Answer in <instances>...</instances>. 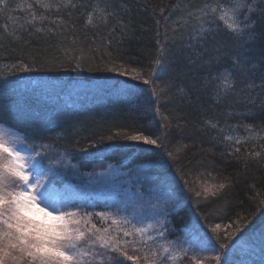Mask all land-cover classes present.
I'll use <instances>...</instances> for the list:
<instances>
[{
	"label": "snow or ice",
	"instance_id": "1",
	"mask_svg": "<svg viewBox=\"0 0 264 264\" xmlns=\"http://www.w3.org/2000/svg\"><path fill=\"white\" fill-rule=\"evenodd\" d=\"M10 5L11 0H0V18L10 22L0 25V58L11 59L9 52L15 53L11 67L16 72L60 69L81 72L85 65L87 71H93L97 69L90 63L96 59L92 53L102 52L100 59L108 58L107 71L138 81L134 87L143 91L136 95L147 93L150 113L159 123L160 134L140 131L122 134L118 130L102 136L89 147L104 139L120 138L138 142L140 147L149 146L145 151L166 157L164 162L174 169L173 175L182 184L176 196L172 192L153 194L157 202L153 205L156 215L166 217L186 199L199 207L201 201L219 198L235 183L231 177L212 184L189 183L183 169L176 167L187 145L178 144L171 151L168 144L171 130L175 128L177 134H182L189 122L182 113L172 115L173 111L179 113L185 105L200 113L211 110L215 118H203L201 130L216 131L223 137L225 154L237 160L242 155L240 145L264 140V0H200L199 3L177 0L175 4L160 7L158 13L153 8L151 15L154 18L159 15L160 19L155 20V49L147 71L130 67L109 51L115 48L119 52L134 31L131 21L125 23L124 20L131 12L127 0L123 4L116 0L87 3L34 0L15 7ZM140 7L148 11L143 0ZM77 8L85 10V28L104 29L99 44L95 37L91 40L88 55L79 43L76 25L72 22ZM17 9H23L28 15H13ZM177 9L182 14L169 28L167 20ZM161 19L165 22L163 31ZM34 39L50 42L55 50L63 52V57L36 55L32 51ZM169 105L175 107L169 108ZM233 118L236 124L229 123ZM248 119L258 123H246ZM240 127L247 136L223 135L226 130L234 132ZM48 148L44 144L38 147L29 144L27 139L0 128V264H141L142 261L143 264H179L189 253H192L189 264H206V261L232 264L225 258V250L232 247L249 223L247 216L237 214L223 236L221 224L209 226L204 216L203 235L201 228H194L190 240L181 237L167 240L172 229L166 219L158 220L156 225L137 226L126 216L88 212L75 206L69 191L56 184L61 169L67 167L68 154L60 153L61 158L50 159V151L45 150ZM244 152L245 167L251 161H264V144H254L251 150ZM45 159H48L47 171L42 167ZM251 199L258 200L257 207L264 208V197L257 194ZM35 213H41L43 218H37ZM95 217L111 220V223L97 227L93 223ZM206 244L216 251L215 256L199 255L207 250ZM130 250L136 254L130 255Z\"/></svg>",
	"mask_w": 264,
	"mask_h": 264
},
{
	"label": "trees",
	"instance_id": "2",
	"mask_svg": "<svg viewBox=\"0 0 264 264\" xmlns=\"http://www.w3.org/2000/svg\"><path fill=\"white\" fill-rule=\"evenodd\" d=\"M32 2L34 0H11L10 6ZM116 2L123 4L126 0ZM141 2L142 0H127L131 12L124 16V20L125 23L131 21L134 31L131 38L125 39L119 52L115 48H110L109 51L114 58L119 56L120 60L130 67L147 71L155 49V20L160 19L159 15L154 18L151 10L155 8L158 13L160 7L175 4L177 0H143L148 6L147 12L140 7ZM193 2L199 3L200 0ZM84 11L82 8L75 9L72 22L76 25L75 32L79 43L83 44L85 54L88 55L91 40L95 37L99 44L104 29L85 28ZM165 14L167 15V9ZM181 14L179 9L175 10L167 20V26L171 28ZM13 15L25 17L28 13L17 9ZM6 22L10 23L0 18V25ZM164 25L165 22L161 19V31ZM32 51L38 56L64 55L50 46V42H38L35 39L32 41ZM92 54L96 59L90 63L97 70L87 71L85 65V70L81 72L64 69L52 72H16L11 67L15 53L9 52L11 59L0 58V125L27 139L29 144L37 147L41 144L48 145L49 148L45 150L50 151V159L61 158L60 153L68 154L65 161L67 167L56 177V184L58 188L67 189L75 206L85 211L115 213L138 224L136 218H130L131 206L149 204L140 209L144 216L152 215L153 212L156 218L169 222L168 227L172 229V234L167 235V240H175L177 237L190 240L194 228H201L203 235L204 216L207 217L206 223L209 226L221 224V236L226 229L230 230L231 222L236 220L237 214L241 217L247 216L249 223L238 234L239 238L235 239L232 247L225 250V258L231 260L232 264H246L249 259V264H256L257 259L264 256V252L255 258L250 248L264 237V208L257 207L258 200L254 202L251 198L257 194L264 197V161H251L245 167L244 150H251L254 144H264V140L240 145L242 155L237 160L236 157L225 154L222 136L214 130H201L203 126L200 121L203 118H215L211 110L200 113L185 105L180 108L179 113L173 111L172 115L182 113L189 122L187 130L182 134H177L173 128L168 141L171 151H174V146L178 144L187 145L180 154L176 167L183 169L189 183L212 184L225 177H231L235 183L224 195L209 198L206 202L201 201L199 207L190 199H186L166 217L158 216L153 209V205L157 203L153 194L172 192L176 196L182 184L173 175L174 169L164 162L166 157L145 151L149 146L140 147L137 146L138 142L120 138L104 139L102 143L89 147L94 141H100L102 136L107 137L118 130L122 134L140 131L149 135H158L161 131L157 119L150 113L151 105L148 103L147 93L136 95L143 91L134 87L139 82L107 71V56L102 60V52ZM10 72L16 74L9 75ZM161 110L164 112L163 107ZM193 121L196 124H193ZM176 122L174 120L173 124ZM220 123L223 125V117L220 118ZM229 123L236 124L237 120L233 118ZM246 123L258 121L248 119ZM223 135L245 137L248 133L240 127L234 132L226 130ZM256 150L259 151L260 148L257 147ZM157 160L161 163H157ZM43 165H48V159L43 161ZM101 171L109 173L105 188L96 186L91 189L90 183L98 177L94 174ZM253 185L255 187H252ZM37 218H43V215ZM93 223L97 227H105L111 220L102 221L95 217ZM205 247L207 250L199 255L217 254L209 245L206 244ZM129 254L136 253L130 250ZM191 255L192 253H189L188 257L182 258L179 264H188ZM212 263L214 264V261Z\"/></svg>",
	"mask_w": 264,
	"mask_h": 264
},
{
	"label": "rangeland",
	"instance_id": "3",
	"mask_svg": "<svg viewBox=\"0 0 264 264\" xmlns=\"http://www.w3.org/2000/svg\"><path fill=\"white\" fill-rule=\"evenodd\" d=\"M0 128H3L8 133H12V134L17 135L16 133H14V132L6 129L2 125H0ZM42 167H43V170L44 171H47L48 165H42ZM64 168H62L60 172H64L65 171ZM94 175L95 176H98V177L90 183L89 187L91 189H93V188H96V186L98 188L100 186H104V188H105V183H106L105 181L107 180L106 178H108L109 173L106 174V173H104V172L101 171L98 174H94ZM128 197H129V195H128ZM128 205H133V204H128ZM145 205H149V204H141L140 206L139 205L138 206H135V205L131 206L132 207V210L130 212V218L131 217H135L138 220L137 226H142V225L147 224V223H152V224L156 225V222L158 220H160V219L156 218V216L154 215L153 212H151L152 215H148V214H147V216H144L143 215L140 207H145ZM41 207H43V205H41ZM49 210L51 211V209H49ZM35 215L38 217V216L41 215V213H35ZM152 235H155V233L153 232ZM263 244H264V237L260 238L258 240V242L256 243V245L255 246H252L250 248L251 249V252H253L252 254L254 255L255 258L257 257L256 255L261 256V252H264ZM212 256H214V255H207V256H203V257H212ZM249 262H250V259L249 260H246L245 263L246 264H249ZM206 264H213V263H212V261H206ZM256 264H264V256L263 257L261 256L260 259H257Z\"/></svg>",
	"mask_w": 264,
	"mask_h": 264
}]
</instances>
